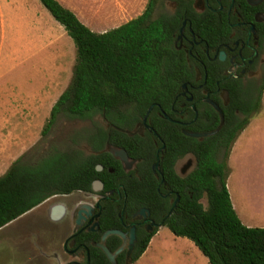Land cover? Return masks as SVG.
<instances>
[{
    "label": "trees",
    "instance_id": "1",
    "mask_svg": "<svg viewBox=\"0 0 264 264\" xmlns=\"http://www.w3.org/2000/svg\"><path fill=\"white\" fill-rule=\"evenodd\" d=\"M40 1L65 28L77 49L72 82L53 106L43 134L46 136L51 131L61 114L85 119L100 113L110 124L132 129L154 106L149 119L166 146L161 171L180 198L164 226L175 236L193 241L210 264H264V228L242 223L227 187L228 166L217 158L219 150L230 151L250 117L259 111L264 84L258 95L251 97L245 95L239 82L223 80L221 85L230 93L231 108L238 109L243 117L223 109L225 123L217 134L204 140L189 137L181 126L162 120L157 114L158 106L168 112L183 84L193 81L194 71L185 58L176 55L172 44L173 35L182 26V18L161 15L154 19L161 0H149L139 17L99 34L58 0ZM242 3L248 5L246 0ZM190 19L196 34L210 44L227 37L228 23L216 13L194 12ZM216 78L211 74L207 85H215ZM209 110L211 125L207 132L217 129L221 123L220 116L212 108ZM148 138L149 141L138 138L139 142H145L142 150L148 165L145 190L124 180L121 182L134 197L135 205L142 203L160 221L166 218L172 205L163 201L156 190L157 181L151 170L156 150L152 138ZM90 141L95 150L103 149L109 142L123 146L129 153L128 143L134 144L127 134L115 129L98 130ZM187 154L195 156L197 166L182 178L176 174L174 165ZM106 158L120 163L108 153L89 156L76 149L55 150L33 164L25 163L24 158L18 159L0 177V229L55 195L90 191L97 179L110 187L121 178V173L116 166H113L114 175L107 170L99 172L97 165H105ZM143 195L146 197L142 200ZM204 197L207 207L201 202ZM157 231L147 235L137 247L133 262L145 253ZM113 240L120 242L113 236L108 243L111 249ZM91 250L107 261L99 249Z\"/></svg>",
    "mask_w": 264,
    "mask_h": 264
},
{
    "label": "rangeland",
    "instance_id": "2",
    "mask_svg": "<svg viewBox=\"0 0 264 264\" xmlns=\"http://www.w3.org/2000/svg\"><path fill=\"white\" fill-rule=\"evenodd\" d=\"M63 1L76 11L81 10L79 14L84 24L107 32L138 17L148 0ZM165 3L163 0L158 4L154 19L160 17ZM35 16L45 24H54L53 43L34 37L36 32L31 22ZM76 61L73 39L40 0H0V118L22 121L17 131L22 133L23 144L28 146L22 153L25 163L33 164L55 150L76 149L91 155L94 153L91 136L98 128H107L103 117L97 113L86 119L61 114L51 131L46 136L43 134L53 106L72 82ZM239 134L248 137L243 146H239L237 163H230L234 143L230 151L219 150L217 158L228 166L227 183L232 187L235 201L240 190H248L253 198L262 200L264 91L259 111L250 117ZM63 199L52 198L0 229V264H51L39 254L36 244L42 245L47 253L54 250L62 253V245L71 232L70 222L60 224L61 227L65 224V232H51L48 214L49 206ZM201 202L207 207L206 197ZM31 223L41 226L36 228L30 226ZM157 230L146 253L133 264H210L190 239L175 236L166 226ZM53 232L55 234L51 235ZM33 234L39 238L36 243L32 241Z\"/></svg>",
    "mask_w": 264,
    "mask_h": 264
},
{
    "label": "flooded vegetation",
    "instance_id": "3",
    "mask_svg": "<svg viewBox=\"0 0 264 264\" xmlns=\"http://www.w3.org/2000/svg\"><path fill=\"white\" fill-rule=\"evenodd\" d=\"M165 1L161 15L183 19L179 31L173 35L172 44L176 55L187 60L191 70L194 71V76L193 81L183 84L187 88L184 89L182 86V91L169 107L168 112L158 106L157 114L159 118L181 126L183 133L184 131L207 133L206 129L211 125L208 120L211 115L209 107L220 116L219 112L207 101L208 98L217 103L222 111L225 109L230 114L234 113L242 118L243 114L238 109L231 108L230 93L227 88L222 87L221 82L223 80L230 83L231 81H237L242 85L246 92L245 95H250L251 97L258 95L260 88L264 84V0H246L248 5L242 3L244 0ZM250 1L253 3L251 4ZM194 12L198 14L216 13L226 19L229 26L227 37L211 44L202 39L196 34L192 26L190 16ZM207 65H209V69ZM211 74L217 76L215 85H207L208 77ZM216 99H219L220 102H217ZM144 118L135 123L132 129H122L110 124L103 117L107 128H98L93 134H97L98 130L110 132L115 129L133 139L134 144L128 143L130 153L123 146L112 145L109 142L105 144L103 149L95 150L93 148L94 153L91 155L108 153L112 157L114 156L107 151L108 145L127 151L129 163L126 165L115 157L120 163L106 158L104 159L105 165H97V167L102 166V169L98 170L99 172L107 170L111 175L115 174L113 166L119 167L121 178L118 181L107 187L103 180L97 179L93 182L90 191H75L70 194L55 195L37 206V208L40 207L52 198H64L62 201L49 206L48 221L53 228H51V232L56 230L58 234L65 232V224L62 227L60 226L63 222L68 221L71 226V232L62 245V253L56 250L47 253L43 250L42 245H34L39 254L47 258L51 264H129L130 262L133 264L137 247L145 241L147 235L158 229L156 224L167 218L166 216L163 220L158 221L153 217L152 211L142 205V203H139V206L135 205L134 197L126 189L125 184L121 182L124 180L128 184H133L145 190V180L148 179V165L143 159L142 153L145 142H139L138 138L149 141L148 136H150L156 150V160L151 164V170L157 181L155 183L156 190L163 201L171 204L172 207L179 197L178 193L166 181L161 171V157L165 148L162 151L160 149L165 144L155 127L152 126L149 117L147 125L144 124ZM127 130H135L136 134L131 136L126 132ZM158 156L160 157V169L154 172L153 167L157 162ZM196 166L195 156L187 154L175 163L174 170L176 174L184 178ZM95 182H100L101 184H96L94 188ZM145 197L143 195L142 200ZM138 201L141 200L138 199ZM60 207H63L64 211L58 212L59 218L54 220L52 211L54 209L59 211L61 210L59 209ZM30 226L40 228L41 225L40 223H31ZM110 230H120L127 235L126 242L118 235H111L106 239V245L112 253H117L122 248L116 255L115 263L110 261L105 252L95 245L102 242L104 234ZM132 233H134V239L132 238ZM52 234L55 233L53 232ZM113 236L118 237L120 242L117 244L115 240L111 241V249L108 243ZM38 239V236L33 234V243L34 240L36 243ZM130 246H132L131 251ZM92 248L99 249L105 255L107 261L101 254L93 252Z\"/></svg>",
    "mask_w": 264,
    "mask_h": 264
},
{
    "label": "crops",
    "instance_id": "4",
    "mask_svg": "<svg viewBox=\"0 0 264 264\" xmlns=\"http://www.w3.org/2000/svg\"><path fill=\"white\" fill-rule=\"evenodd\" d=\"M58 1L68 9L72 10L78 16V18L82 22H84L79 14V12H81L80 9L78 12L74 8L70 7L65 1L63 0H58ZM148 2L149 0L147 1V4ZM147 4H145V6L142 8V12H140L138 17L145 11ZM31 23L33 30H35L36 32L34 37L36 36L37 38L43 41L46 40V43L54 42L55 36L52 32L54 26L53 23L50 25L45 24L44 22H41L40 19H38V16H35L34 20H32ZM85 25L96 33L99 34L105 33V31H101L100 29L98 30L95 27H91L86 23ZM21 122L20 121L17 122V120H14L13 122V120L9 119L8 117L0 118V174L5 173V171L9 166H12L18 159L22 158V153L24 149L28 148L26 144L25 145L23 144L22 133L17 131V129L20 130ZM252 126L253 125L251 124L250 126L247 127V129L249 130ZM247 129H245V131ZM244 135L245 134H239V136L235 140L232 148V153L230 155V163L232 161L233 163H237V161L235 160L237 158H240L239 146H243V141L248 137ZM227 187L230 193L233 207L237 212L239 218L241 219L242 223L247 227L264 228V199L259 200L257 198H253L252 195H250V193L248 192V190H240V193L238 194L239 196L238 201H235L232 187L228 183H227Z\"/></svg>",
    "mask_w": 264,
    "mask_h": 264
},
{
    "label": "water",
    "instance_id": "5",
    "mask_svg": "<svg viewBox=\"0 0 264 264\" xmlns=\"http://www.w3.org/2000/svg\"><path fill=\"white\" fill-rule=\"evenodd\" d=\"M250 3L252 4L253 2L250 1ZM183 87H184V89L187 88L186 85H184ZM190 100H192V98H190ZM207 101H208V102H209V103H210V104H211V105H212V106H213V107L219 112L220 117H221V123H220V126H219L216 130L211 131V132H207V133H191V132H188V131H184V134H185V135H187V136H189V137H192V138L204 139V138H207V137H210V136H213V135L217 134V133L219 132V130L221 129V127L223 126V124H224V115H223V111H222V109L220 108V106H219L217 103H215L214 101L210 100L209 98L207 99ZM153 109H154V106H151V107L149 108V110H148V112H147V114H146V116H145V118H144V124L147 125L148 117H149V115H150V113H151V111H152ZM126 132H127L129 135H131V136L136 134V131H135V130H134V131H129V130H127ZM163 148H165V145L160 149V151H162ZM107 151H108L109 153H111L116 159L122 161L125 165L129 163V156H128V153H127L126 150H124V149H119V148L113 147V146H111V145H108V146H107ZM196 161H197V160H196ZM101 169H102V166H98V167H97V170H101ZM159 169H160V157L158 156V157H157V162H156V164L154 165L153 170H154V172H157V170H159ZM194 169H195V168H194ZM96 184H101V183H100V182H95V183H94V188H95V185H96ZM178 201H179V197L177 198L176 202L174 203V205H173L171 211L168 213L167 218L170 217V216L172 215L174 209H175L176 206H177V202H178ZM59 209H61V210L56 211V209H54V210L52 211V218H53L54 220L58 219V218H59V213H61L62 211H64V208H63V207H60ZM58 212H59V213H58ZM167 218H166V219H167ZM164 223H165V220H163L162 222L156 224V227H157V228H161L162 226H164ZM111 235H118V236L122 237L123 240H124V242H126V240H127V235H126L124 232H122V231H120V230H110V231H107V232L104 234V236H103V238H102V242H100V243H96L95 245L98 246V247H100V248L105 252V254H106L107 257L110 259V261H112V262L115 263V261H116V259H115V258H116V255H117L118 252H120V251L122 250V248H121L117 253H112V252L110 251V249H109V248L107 247V245H106V239H107L109 236H111ZM132 238L134 239V233H132ZM133 239H132V241H133ZM132 243H133V242H132ZM131 249H132V246H130V251H131ZM131 263H132V262H130L129 264H131Z\"/></svg>",
    "mask_w": 264,
    "mask_h": 264
}]
</instances>
